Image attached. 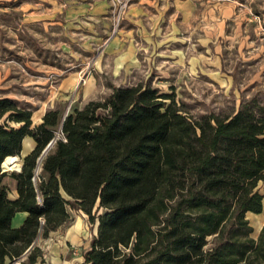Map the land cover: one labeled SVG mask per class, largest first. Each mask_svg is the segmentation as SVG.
Segmentation results:
<instances>
[{
	"label": "trees",
	"instance_id": "trees-1",
	"mask_svg": "<svg viewBox=\"0 0 264 264\" xmlns=\"http://www.w3.org/2000/svg\"><path fill=\"white\" fill-rule=\"evenodd\" d=\"M111 88L104 101L65 118L53 109L39 123L0 98V264L42 262L37 240L70 222V209L97 221L81 264H264V225L254 239L247 218L264 209L261 94L229 114L190 117L151 83ZM26 138L35 147L21 171H3Z\"/></svg>",
	"mask_w": 264,
	"mask_h": 264
},
{
	"label": "rangeland",
	"instance_id": "rangeland-1",
	"mask_svg": "<svg viewBox=\"0 0 264 264\" xmlns=\"http://www.w3.org/2000/svg\"><path fill=\"white\" fill-rule=\"evenodd\" d=\"M108 1L111 33L113 37L119 36L130 5L117 24L111 1ZM181 33L187 36L186 43L179 41L176 44V51L170 54L172 59H154L157 70L150 65L152 61L148 59L150 52L146 45L135 47L137 61L129 60L128 68H124L123 60L127 44L104 52L107 43L80 45L87 41L81 36L71 45L53 46L50 50L54 53L62 51L63 59L57 70L50 65L47 71V74L56 72V79H48L46 89L28 95L36 111L34 122L39 123V117L46 110L59 109L65 117L72 109L82 108L90 101H104L112 94L111 86L138 83H151L161 93L174 95L190 117L229 114L238 109L242 99L258 92L264 98V0H215L197 5L192 21ZM179 39L183 40L182 37ZM119 48L124 52H119ZM53 56L56 55L51 54V58ZM71 72L74 75L69 78L80 82L67 87L65 78ZM26 149L19 157L20 165ZM5 182L12 199L14 180L8 176ZM260 193L264 195V183L260 185ZM70 214V222L60 228L57 237L73 234L70 250L73 259L89 249L97 234V221L91 223L88 216L78 210L70 209ZM248 219L254 228L252 238L257 239L264 225V212L263 215L252 214ZM74 263L80 264L79 261Z\"/></svg>",
	"mask_w": 264,
	"mask_h": 264
},
{
	"label": "crops",
	"instance_id": "crops-1",
	"mask_svg": "<svg viewBox=\"0 0 264 264\" xmlns=\"http://www.w3.org/2000/svg\"><path fill=\"white\" fill-rule=\"evenodd\" d=\"M210 1L215 0H132L119 36L113 37L108 0H0V98H10L30 108L34 120L36 111L30 104L28 95L43 91L47 88L48 79H56V72L47 74V71L50 65L57 70L58 63L63 59L62 51L54 53L50 49L53 46L71 45V42L77 41L81 36L87 41L80 45L107 43L104 52L127 44L126 58H123L124 68L130 66L127 65L129 60L137 61L135 47L138 44L146 45L150 52L148 59L152 61L150 65L157 70L159 68L153 60L172 59L170 54L176 51V44L179 41L186 43L187 36L181 30L188 28L197 5ZM234 10H237L236 7ZM118 51L124 52L122 48ZM50 52L56 56L51 58ZM73 75V72L68 73V78L64 79L67 87L73 82L74 86L80 82L69 78ZM64 80L62 83H65ZM51 110L44 111L39 120ZM26 147L23 157L35 147L31 138L24 140L21 156ZM12 194V200L16 199L15 181ZM250 215L252 213H248L247 218ZM26 216V213H17L12 221L13 227L21 226ZM60 228L51 232L47 238L37 240V245L44 254L43 261L35 264L83 262V254L88 249L81 256L72 259L70 250L73 247V234L57 237Z\"/></svg>",
	"mask_w": 264,
	"mask_h": 264
},
{
	"label": "built area",
	"instance_id": "built-area-1",
	"mask_svg": "<svg viewBox=\"0 0 264 264\" xmlns=\"http://www.w3.org/2000/svg\"><path fill=\"white\" fill-rule=\"evenodd\" d=\"M110 1H111V6L115 20L118 22L117 24H119L124 12L128 9L130 2L132 0H110ZM20 260L22 261L23 259H17L13 262V264H17Z\"/></svg>",
	"mask_w": 264,
	"mask_h": 264
},
{
	"label": "bare ground",
	"instance_id": "bare-ground-1",
	"mask_svg": "<svg viewBox=\"0 0 264 264\" xmlns=\"http://www.w3.org/2000/svg\"><path fill=\"white\" fill-rule=\"evenodd\" d=\"M83 78V77H82ZM79 83V82H78ZM3 171H20L21 165L19 163V157L9 156L2 163Z\"/></svg>",
	"mask_w": 264,
	"mask_h": 264
},
{
	"label": "water",
	"instance_id": "water-1",
	"mask_svg": "<svg viewBox=\"0 0 264 264\" xmlns=\"http://www.w3.org/2000/svg\"><path fill=\"white\" fill-rule=\"evenodd\" d=\"M66 117V116H65ZM64 117V118H65ZM55 139L52 140L48 145L47 147L44 149V151L42 152L40 158H39V163L42 161V159L45 157V155L50 151V149L53 147L54 143H55ZM21 169H22V165H21ZM5 171V170H4ZM21 171V170H20ZM6 172V171H5ZM19 172V171H18Z\"/></svg>",
	"mask_w": 264,
	"mask_h": 264
}]
</instances>
